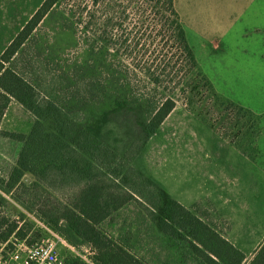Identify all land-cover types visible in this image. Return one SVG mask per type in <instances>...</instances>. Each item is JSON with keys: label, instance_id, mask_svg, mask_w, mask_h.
I'll use <instances>...</instances> for the list:
<instances>
[{"label": "rangeland", "instance_id": "obj_1", "mask_svg": "<svg viewBox=\"0 0 264 264\" xmlns=\"http://www.w3.org/2000/svg\"><path fill=\"white\" fill-rule=\"evenodd\" d=\"M43 1L0 0V14L6 21L13 19L20 31ZM87 1L58 0L16 64L41 93L44 84L55 87L67 108L75 107L89 118L93 112L86 101ZM176 5L197 66L170 82L171 87L181 79L171 94L175 108L133 166L242 249L249 261L264 242V0H176ZM128 13L130 27L139 19L135 4ZM172 52L168 47H122L119 59L107 62L130 67L132 73L124 80L134 91L151 95L154 86L141 67L160 65L168 57L181 64L180 53L174 57ZM109 87L114 89L116 83ZM154 93L159 100L161 88ZM34 122L26 110L11 111L0 131L29 133ZM132 132L124 123L105 129L107 139L123 148L133 139ZM21 145L0 135L1 176L11 171ZM33 179L30 173L24 177L27 183ZM4 212L20 222L23 214L30 221L32 243L45 237L42 222L15 201L10 200ZM101 227L148 264H204L189 239L161 233L135 199ZM60 251L64 261L75 256L90 261L87 246H62Z\"/></svg>", "mask_w": 264, "mask_h": 264}, {"label": "trees", "instance_id": "obj_2", "mask_svg": "<svg viewBox=\"0 0 264 264\" xmlns=\"http://www.w3.org/2000/svg\"><path fill=\"white\" fill-rule=\"evenodd\" d=\"M88 1L86 101L92 107L91 117L70 105L67 108L55 87L44 84L41 93L23 72L4 64L23 51L58 0H44L0 58V122L11 96L36 118L28 134L0 131L23 144L11 171L6 177L0 176V250L3 245L4 250L13 248L15 238L32 243L28 239L30 221L23 214L20 222L4 212L13 200L74 248L91 249L90 261L75 256L65 259L66 264H148L101 227L135 199L161 233L189 239L192 251L204 264H264V244L248 261L245 253L213 226L133 166L144 145L175 108L171 94L181 79L171 87L170 82L197 66L176 0ZM134 4L139 19L128 27V11ZM122 47H168L173 56L180 53L181 64L168 57L160 65L141 67L154 86L151 91L161 88L159 100L155 93L134 91L124 80L132 73L130 67L121 69L120 64L116 68L107 62H116ZM16 61L17 57L13 63ZM113 83L116 87L111 90L109 84ZM94 101L105 105L91 104ZM112 123L132 127L134 136L125 148L107 139L105 129ZM27 173L34 177L30 183L24 181Z\"/></svg>", "mask_w": 264, "mask_h": 264}, {"label": "built area", "instance_id": "obj_3", "mask_svg": "<svg viewBox=\"0 0 264 264\" xmlns=\"http://www.w3.org/2000/svg\"><path fill=\"white\" fill-rule=\"evenodd\" d=\"M47 235L39 242L29 244L26 240L14 239L13 248L0 250V264H66L61 247L73 249L67 240L45 224L40 223ZM3 250L6 254L2 253Z\"/></svg>", "mask_w": 264, "mask_h": 264}, {"label": "crops", "instance_id": "obj_4", "mask_svg": "<svg viewBox=\"0 0 264 264\" xmlns=\"http://www.w3.org/2000/svg\"><path fill=\"white\" fill-rule=\"evenodd\" d=\"M33 16V14H31V16H30V18ZM19 27V25L15 22V21H13V19H10V21H6L5 19H4V17H2L1 16V14H0V58H1V56L3 55V53L5 52V50H6V48L8 47V45L13 41V39H14V37H16L17 36V34L19 33L18 31V28ZM24 26L22 25L20 28L22 29ZM20 29V30H21ZM20 54H21V51L20 52H18L17 54H16V56H14V58L15 57H17V60H18V57L20 56ZM14 58H12V60L10 61V62H5L4 64H5V67H8V66H12L13 67V69L14 70H16V71H20L19 70V67H18V65L16 64V63H13V59ZM12 64H14V65H12ZM1 74V73H0ZM22 110H26L27 112H29L32 116H33V118H34V120L36 119L35 118V116H34V114H32L29 110H27L18 100H16L14 97H12L11 96V100H10V102H9V104H8V106H7V108H6V110H5V112H4V115H3V117H2V120H1V122H0V128H1V125H2V122H3V120H4V118L8 115V113L9 112H11V111H14L15 112V114H17V113H19V112H21ZM22 114V113H21ZM1 130V129H0ZM25 134H28V133H25ZM1 135V134H0ZM21 143V142H20ZM22 144V143H21ZM22 146V145H21ZM1 176V175H0ZM7 176V175H6ZM6 176H2V177H6ZM178 201L180 202V203H182L184 206H186L185 204H184V202H182V200H180V199H178ZM187 207V206H186ZM188 208V207H187ZM204 220V219H203ZM224 237V236H223ZM226 238V237H225ZM227 239V238H226ZM228 240V239H227ZM230 241V240H229ZM231 242V241H230ZM232 243V242H231ZM234 244V243H233ZM264 244V242L262 243V244H260V246L261 245H263ZM235 245V244H234ZM236 246V245H235ZM259 246V247H260ZM237 247V246H236ZM259 247L257 248V250L259 249ZM238 248V247H237ZM240 249V248H239ZM240 250H242V249H240ZM256 250V251H257ZM243 251V250H242ZM256 251L254 252V254L256 253ZM244 252V251H243ZM245 253V252H244ZM245 255H246V253H245ZM246 259H247V256H246Z\"/></svg>", "mask_w": 264, "mask_h": 264}]
</instances>
